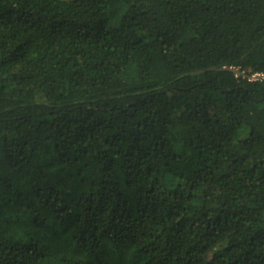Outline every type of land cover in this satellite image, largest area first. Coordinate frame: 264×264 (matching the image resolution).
<instances>
[{
    "label": "trees",
    "instance_id": "16d2710c",
    "mask_svg": "<svg viewBox=\"0 0 264 264\" xmlns=\"http://www.w3.org/2000/svg\"><path fill=\"white\" fill-rule=\"evenodd\" d=\"M255 71L264 0H0V264H264Z\"/></svg>",
    "mask_w": 264,
    "mask_h": 264
},
{
    "label": "built area",
    "instance_id": "2783aa9c",
    "mask_svg": "<svg viewBox=\"0 0 264 264\" xmlns=\"http://www.w3.org/2000/svg\"><path fill=\"white\" fill-rule=\"evenodd\" d=\"M230 68L235 71V75H238L239 71L236 70V68L234 66H230ZM247 78L249 80H257L259 78H264V72H261V71L252 72L249 75H247Z\"/></svg>",
    "mask_w": 264,
    "mask_h": 264
}]
</instances>
